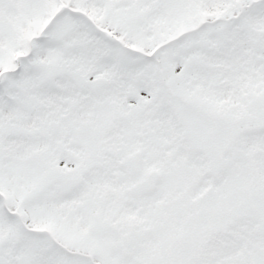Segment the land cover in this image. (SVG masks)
Masks as SVG:
<instances>
[{"label": "snow or ice", "instance_id": "6c2138e0", "mask_svg": "<svg viewBox=\"0 0 264 264\" xmlns=\"http://www.w3.org/2000/svg\"><path fill=\"white\" fill-rule=\"evenodd\" d=\"M0 264H264V0H0Z\"/></svg>", "mask_w": 264, "mask_h": 264}]
</instances>
